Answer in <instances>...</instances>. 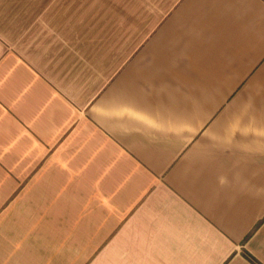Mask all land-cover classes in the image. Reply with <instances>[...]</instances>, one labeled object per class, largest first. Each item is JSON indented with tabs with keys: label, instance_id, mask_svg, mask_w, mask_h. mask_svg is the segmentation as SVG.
Here are the masks:
<instances>
[{
	"label": "crops",
	"instance_id": "obj_1",
	"mask_svg": "<svg viewBox=\"0 0 264 264\" xmlns=\"http://www.w3.org/2000/svg\"><path fill=\"white\" fill-rule=\"evenodd\" d=\"M0 264H264V0H0Z\"/></svg>",
	"mask_w": 264,
	"mask_h": 264
}]
</instances>
